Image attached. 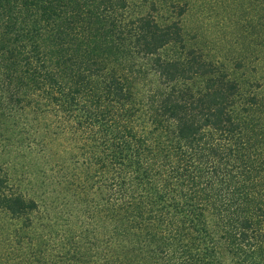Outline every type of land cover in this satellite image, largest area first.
Segmentation results:
<instances>
[{
    "label": "trees",
    "instance_id": "16d2710c",
    "mask_svg": "<svg viewBox=\"0 0 264 264\" xmlns=\"http://www.w3.org/2000/svg\"><path fill=\"white\" fill-rule=\"evenodd\" d=\"M146 1L0 0V264H264V62Z\"/></svg>",
    "mask_w": 264,
    "mask_h": 264
},
{
    "label": "rangeland",
    "instance_id": "374dc122",
    "mask_svg": "<svg viewBox=\"0 0 264 264\" xmlns=\"http://www.w3.org/2000/svg\"><path fill=\"white\" fill-rule=\"evenodd\" d=\"M153 0H147L150 4ZM157 1V0H154ZM165 1V0H163ZM186 14L191 33L212 54L239 58L251 55L258 67L264 62V0H188ZM196 32L194 31L195 29ZM199 43V41H198ZM249 59V60H251ZM234 64V60L231 61Z\"/></svg>",
    "mask_w": 264,
    "mask_h": 264
}]
</instances>
